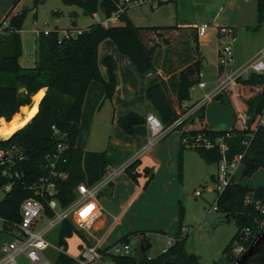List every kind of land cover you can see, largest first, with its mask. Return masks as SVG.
Masks as SVG:
<instances>
[{"label":"trees","instance_id":"16d2710c","mask_svg":"<svg viewBox=\"0 0 264 264\" xmlns=\"http://www.w3.org/2000/svg\"><path fill=\"white\" fill-rule=\"evenodd\" d=\"M39 1L41 0H34L32 9L25 7L11 16L21 2L14 0L8 14V17L11 16L10 23L0 33V119H5L7 122L12 120L10 122L12 123L17 117L22 116L23 113L19 114L20 109L32 105V97L40 90L46 89L38 112L31 121L8 139L0 138V149L17 145L23 149L25 155V159L17 166V169L24 174L23 178L15 182L12 191L0 202V218L5 220V231L12 233L17 229L21 222L20 207L26 199L33 196L29 187L47 176L46 158L60 142L67 147L64 154L66 162L61 163L57 170L68 175L64 180H55L57 199L62 209L76 200V188L80 184L93 186L106 176L110 167L107 151H84L78 147V136L90 84L98 82L103 86L104 101L112 100L116 91L117 80L113 59L106 57L104 60L108 69V80L103 79L99 68V47L107 39H110L119 52L135 64L139 73L149 76L146 100L164 129L180 132V177L183 173V154L187 149L196 150L209 165L213 163L218 165L221 161L220 150L217 147L191 148L184 143L185 140L191 142L193 138L203 136L215 142L227 132H231V137L225 140L229 159L246 150L243 141L249 134L254 133L243 159L242 178L251 177L259 169H264V128H258L264 109V77L262 76L250 74L247 78H238L227 87L225 92L233 107L235 123L233 130L204 127L202 122L205 117V107L200 110L199 116L191 121L187 120L179 126H174L181 116L183 105L191 100V89L201 81L200 74L205 66L197 26H136L128 17V5L125 1L63 0L66 5L83 8L84 13L91 17L98 12H101L105 18L118 13L121 25L103 27L95 22L87 30L79 31L76 36H72L71 30H68L70 35L63 38H60L57 32L48 35L40 32L34 56L35 66L25 68L20 63L22 57L20 34L26 17L36 9ZM134 1L152 2L159 7L168 4L171 0ZM257 22L258 27L264 23V0H257ZM222 70L223 68L219 67L220 73ZM22 88L25 89L23 92ZM42 95L39 93L34 101ZM222 96L219 95L216 99H221ZM197 103L198 101L191 106ZM145 123L146 118L135 113L121 117L118 121L120 128L128 135L133 134L136 126ZM3 124L0 134L3 133L6 125ZM140 166L141 162L136 160L125 169V173L135 182L140 177L138 172ZM143 173L147 177L144 188H147L155 178V171L153 168L145 167ZM7 182V179L0 175V184ZM251 193L256 199H261L264 197V187L251 189L233 178L225 191L218 195L217 211L224 214L226 220L235 221L238 232L224 250L222 261L213 264H233L237 260L232 256L231 251L242 230L253 227L255 219L259 216L253 204H246V199ZM46 212L49 218L55 216V213L49 209ZM183 214L184 208L181 204L179 229L173 237L174 244L155 258H149L147 253L142 252L136 255H114L109 253L112 246L102 253L111 258L112 264H202L199 257L186 250L187 237H183L181 232ZM59 229L57 244L59 248L66 250L67 239L78 234L79 231L69 220L64 221ZM147 233V231L132 232L114 245L129 243L130 239L136 236L147 239ZM252 242L253 239L247 244V249ZM55 264H79V261L62 251Z\"/></svg>","mask_w":264,"mask_h":264},{"label":"rangeland","instance_id":"374dc122","mask_svg":"<svg viewBox=\"0 0 264 264\" xmlns=\"http://www.w3.org/2000/svg\"><path fill=\"white\" fill-rule=\"evenodd\" d=\"M123 1L125 0H121V2ZM155 5L152 2H146L141 5L129 4L128 17L134 25L143 27L210 25L207 36L200 40V50L205 57L202 81L207 84V89H209L207 91L216 89L221 81L231 75L234 70L239 69V67L253 59L264 48V23L258 27L257 0H171L163 6L158 7ZM12 6L13 0H0V24L3 22L10 23L11 16L16 15L25 7L32 9L34 0H22L17 5L15 13L8 17ZM98 15L103 18L101 12H98ZM93 24H95L94 18L86 15L83 8L79 6L66 5L63 0L39 1L36 9L31 11L26 17L20 34L23 67L32 68L35 66L33 57L36 55L38 31L58 30L60 38H63L64 31L71 30L72 36H76L79 31L87 30ZM118 25H121L119 20L110 23V26ZM218 26H232L237 36L236 41L232 43L233 60L221 73L219 72L221 40L217 36ZM226 89L221 99L209 101L205 104V108L202 107L200 110L204 108V121L209 127L226 128L231 131L235 123L233 107L226 95ZM190 95L191 100L189 102L193 104L204 95V92L195 86L191 89ZM33 97V107L25 106L19 111V114H23L19 117L20 122L16 124V127L34 115L33 109L37 107L41 98L35 100L34 103ZM200 110L189 120L191 121L199 116ZM110 111L108 103L105 104L96 122V132H94L90 145L87 146V150L90 152H102L108 148L111 139L112 112ZM2 124L0 125V132L3 129ZM7 125L9 124L5 125L4 130ZM82 136L83 139L88 137L86 134ZM0 137L4 139L1 134ZM157 170L158 168L156 167L155 171ZM243 171L244 166L240 164L234 173L236 182L251 189L264 187V169H259L251 177H246L245 179L242 178ZM217 172L218 165L216 163L207 164L196 150L187 149L184 151L183 182L182 184L180 183L181 203L184 208L183 226L192 229L187 237L185 247L188 253L199 257L202 264H213L216 261H222L224 250L231 244L238 232V226L235 222L226 220L224 214L213 210L218 197L216 191L217 182L215 180ZM198 191L201 192V196H196ZM251 195L253 196V193ZM106 200L104 195L99 198L101 204H105ZM58 212L62 213L63 211L58 210ZM162 217L158 215V217H154L150 221L148 219L146 224L151 227L154 226L153 229H157L158 226H162ZM59 228H54L47 235L52 247L50 248L51 257L45 258L50 261V264H54L56 260ZM76 229L83 233L91 232V230L86 231L77 227ZM116 235L117 233H114L108 239L109 242ZM14 236H19V232L14 231L12 234L6 232L3 223L0 221V263L4 259V254L1 250L2 246L10 243ZM143 240V238L130 239L129 244L132 248V255L140 252ZM147 240L152 244L147 256L155 258L169 248V244L173 242V236L172 234L164 236L157 232H151L147 236ZM67 244V254L77 257L79 255V237L77 235L73 236L67 240ZM18 262L27 263L25 255H21L18 258ZM89 264H112V260L111 258L97 259Z\"/></svg>","mask_w":264,"mask_h":264},{"label":"crops","instance_id":"0c3cea01","mask_svg":"<svg viewBox=\"0 0 264 264\" xmlns=\"http://www.w3.org/2000/svg\"><path fill=\"white\" fill-rule=\"evenodd\" d=\"M235 37L237 39L236 32ZM203 38H200V40ZM106 57H111L115 64L116 91L112 100L104 101L105 90L103 86L98 82L90 84L83 107L78 147L84 151H89L87 150V146L90 145L94 132H96L97 119L101 115L102 108L108 103L110 112H112L110 125L111 139L105 151L108 153L110 167L104 178H110V183L103 188L99 195V198L101 195H104L107 199L105 204L99 202L103 207L102 217L97 221L91 232L83 233L79 231L78 234L73 235H77L80 239V244L78 245L79 255L77 257L72 256L78 261L85 249L97 247L100 251H104L132 232L147 231L146 238L151 232H157L164 236L172 234L174 237L179 229V209L182 204L180 183L182 184L183 182V173L182 177H180L179 173L181 134L180 132H172L170 130L164 138L154 146L148 148L150 131L146 123L136 126L132 135L126 134L120 128L118 124L119 119L130 113L141 115L144 118L148 114H155L148 106L146 100V86L149 76L139 73L135 64L128 57L122 55L110 39H107L99 47V68L104 80H108V69L104 64ZM20 63L23 64L21 59ZM45 92L46 89H42L33 98L42 93V99ZM41 99L37 107L33 109L34 115L16 127L9 137L24 127L37 114ZM188 104L191 105L190 102ZM33 105L32 103V105L26 107L32 108ZM4 121L6 122L4 124L10 123L5 119ZM202 123L204 127H209L204 119ZM85 134L88 137L83 139L82 135ZM136 160L141 162V166L138 168L140 177L137 182L133 181L125 173L126 167ZM145 167L153 168L154 171L156 167L158 168L155 171L154 180L151 181L147 188H144L147 181V177L143 173ZM113 173H116L114 177H112ZM158 215L159 217L160 215L163 216L162 226L153 229L154 226L151 227L146 224L148 219L150 221L154 217H158ZM43 224H45V221L41 220L39 225ZM114 233H117L116 237L109 242L108 239ZM18 237L14 236L10 242ZM134 238L143 237L136 236ZM50 248L42 253L43 259L41 264H50V261L46 259L51 257ZM67 249L63 251L67 253ZM60 252L62 251L58 247L56 260ZM18 258V264H32L27 257V263H19ZM105 258L109 257L106 256Z\"/></svg>","mask_w":264,"mask_h":264},{"label":"built area","instance_id":"2783aa9c","mask_svg":"<svg viewBox=\"0 0 264 264\" xmlns=\"http://www.w3.org/2000/svg\"><path fill=\"white\" fill-rule=\"evenodd\" d=\"M125 3L127 5L132 3H135L136 5L144 4L143 1L134 0H125ZM120 11H122V9H120ZM93 18L96 23L101 24L103 27H109L112 21L118 20V13H113L110 18H101L98 13H96ZM8 25L9 23L6 22L1 23L0 33L3 31V28L8 27ZM209 29V24L198 26V37H205ZM40 32H43L45 35L52 32L59 33L58 30H44ZM40 32L38 31L37 34L39 35ZM69 35L70 33L68 31H64V37H68ZM217 36L221 40V48L219 50V67L225 69L233 60L232 43L236 41L235 30L233 27L218 26ZM250 74H257L264 77V48L249 62L239 67V69L234 70L231 75L221 81L219 86L212 91H207L209 89H207V84L202 81L204 76L202 72L200 74L201 81L196 85V87L202 90L204 95L194 106H191L188 103L183 105L181 116L174 126H179L183 122L189 120L196 112L204 107L206 103L216 99L219 95H222L224 90L238 78H244L245 75V78H247ZM2 120L4 119H0V125ZM146 124L150 131L148 148L154 146L171 130H165L161 121L155 114H148L146 116ZM53 128L56 133H58L55 127ZM258 128H264V109L258 123ZM230 137L231 132H227L224 137L218 138L215 142H212L203 136L193 138L191 142H188L187 140L184 141V143L191 148L213 149L217 147L220 150L221 161L218 163V172L215 177L217 182L216 191L218 195L222 194L230 185L232 179L235 178L234 173L238 166L243 164L245 152L254 137V133L249 134L243 141V145L246 150L241 154L235 155L232 159L227 157L228 145L225 141ZM66 149V145L62 142L57 145L56 149L46 158L45 167L48 172L47 176L41 178L39 182H36L29 187V189L33 192V196L26 199L20 207L21 222L18 224L17 229H15L19 232V237L2 246L1 250L4 254V260L1 264H18L17 258L22 254H25L27 259L32 264H41L43 259L42 253L51 247V244L47 239V235L54 228L60 226L64 221L69 220L75 225V227L90 231L102 217L103 207L99 203V195L103 188L109 185L110 178H104L102 181L93 186L80 184L76 188L77 198L72 203L74 205L71 204L72 207L70 205L65 209L60 207L57 199L58 191L55 180H64L68 177L67 173L59 172L57 170L61 163L66 162L64 157ZM24 159V151L17 145L0 149V175L8 181L7 183L0 184V202L7 193L12 191L15 182L23 178L24 174L17 169V166ZM115 175L116 173H113L112 177ZM201 195L200 191L196 192V196ZM246 204H253L256 211L259 213V216L255 219L254 226L244 228L236 241L231 251L232 256L236 259H238L247 250V244L252 239L254 242L257 234L264 231V197L256 199L254 194L253 196L250 194L246 199ZM47 209L55 213L53 218H49L47 216ZM58 210H62L63 212L59 213ZM213 210L217 211V203L213 207ZM82 213L84 215H82ZM41 220L45 221V224L39 225ZM0 221L4 225L5 220L0 218ZM191 231L192 229L183 227L181 230L182 236L188 237ZM173 244L174 240L169 244V247ZM60 250L63 251L64 248H60ZM109 253L114 255H130L132 254V248L128 243L118 244L112 246ZM103 257L104 254L97 247H90L81 253L79 263L89 264L97 259H102Z\"/></svg>","mask_w":264,"mask_h":264},{"label":"water","instance_id":"95a60500","mask_svg":"<svg viewBox=\"0 0 264 264\" xmlns=\"http://www.w3.org/2000/svg\"><path fill=\"white\" fill-rule=\"evenodd\" d=\"M24 90V88L21 89V91ZM150 248V242L144 239L140 252L147 253ZM233 264H264V232L257 234L251 246Z\"/></svg>","mask_w":264,"mask_h":264},{"label":"bare ground","instance_id":"6f19581e","mask_svg":"<svg viewBox=\"0 0 264 264\" xmlns=\"http://www.w3.org/2000/svg\"><path fill=\"white\" fill-rule=\"evenodd\" d=\"M21 110H22V108H21ZM4 122H5L4 120L1 121V123H4ZM19 122H20V118L17 117L12 124H9L6 126V129L3 131V133L1 135L5 139H7L14 132V129L16 128V124H18Z\"/></svg>","mask_w":264,"mask_h":264},{"label":"snow or ice","instance_id":"6c2138e0","mask_svg":"<svg viewBox=\"0 0 264 264\" xmlns=\"http://www.w3.org/2000/svg\"><path fill=\"white\" fill-rule=\"evenodd\" d=\"M82 215H84V214L82 213Z\"/></svg>","mask_w":264,"mask_h":264}]
</instances>
